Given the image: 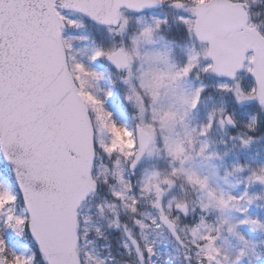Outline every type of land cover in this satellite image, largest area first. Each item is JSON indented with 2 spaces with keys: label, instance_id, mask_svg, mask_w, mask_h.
<instances>
[{
  "label": "snow or ice",
  "instance_id": "snow-or-ice-1",
  "mask_svg": "<svg viewBox=\"0 0 264 264\" xmlns=\"http://www.w3.org/2000/svg\"><path fill=\"white\" fill-rule=\"evenodd\" d=\"M253 2L0 0V160L11 175L0 176V264H112L88 248L89 232L102 234L80 212L93 198L109 227L122 229L131 264H156L157 230L183 264L262 255L239 227L264 231L249 214L260 197L248 192L264 186V163L225 168V183L246 172L238 195L194 167L226 155L209 143L216 129L241 148L264 134V28ZM89 23L98 38L81 58L74 43L89 39L79 34ZM214 95L233 106L204 109ZM231 210L240 218L223 215ZM224 231L242 242L232 255L216 243Z\"/></svg>",
  "mask_w": 264,
  "mask_h": 264
},
{
  "label": "rangeland",
  "instance_id": "rangeland-1",
  "mask_svg": "<svg viewBox=\"0 0 264 264\" xmlns=\"http://www.w3.org/2000/svg\"><path fill=\"white\" fill-rule=\"evenodd\" d=\"M256 9L258 6H261L260 11V19H259V26L264 28V0H254L251 4ZM71 15V13H69ZM140 14V13H138ZM133 14V15H138ZM144 15L149 14H156L162 15L163 13L155 10H149L147 12L142 13ZM99 30L95 28V26L86 25L85 27L79 29L80 35H86L89 37L88 40H81L79 42L74 43L75 49H80V52H77L78 56L84 58L81 54L86 52V46H90L91 41L93 39H97V32ZM182 31V30H181ZM174 59L179 62L183 56V46L178 42L177 44L173 45V53ZM98 68L103 69V64H98ZM107 81L101 82V87L106 86ZM221 100H224L225 103L232 107L231 98L230 97H219L213 96L212 100H209L205 103L204 109L210 107L213 103H220ZM202 109L201 111L203 112ZM238 116L244 118L246 115L242 110L237 111ZM200 113L196 114V118H200ZM231 132H235V129H232ZM259 136L258 139L254 140L249 146L245 148H241L238 146L237 142L228 140V135L220 130L216 129L210 134L209 143L212 148L213 147V140L214 143L219 142L220 145L217 148H221L224 146L227 151L225 157H228V161H223L221 158H212L208 160L204 159H197L194 162V167L199 172V174L203 176H207L209 179V183L213 187L223 188L226 189L233 194H239L241 191L244 190V183H243V176L245 173H238L235 175H228L226 177L229 183H225V168H231V164L233 162H240V163H247L249 165L255 166L260 163H264V134L257 133ZM213 138V140H212ZM225 141L222 143L221 141ZM236 144V146H233ZM218 152V151H217ZM223 157V160L226 158ZM0 176H6L9 180L11 179L10 173L8 172L7 165L1 160L0 161ZM4 163V164H3ZM237 180H240V183H237ZM103 190V188L101 187ZM249 194H258L259 199L255 201L252 205L249 206V214L252 216H258L262 220H264V186L259 184H253L248 187ZM142 210L148 214H154V210L147 206H141ZM80 212L83 216H89L90 224L101 229V235L97 236L94 231H90L87 237L91 243L88 245L89 250H93L100 258H105L108 256L113 257L112 264H131L128 256L125 254V250L123 248V241L126 237L122 233L121 228L116 227H109L108 225V218L111 214H107L105 217L99 216L96 213V209L94 207V201L91 203L85 202ZM120 217L126 215L123 210H120L119 213ZM219 215L214 210H210L208 213V219L211 220L213 223L215 222V216ZM223 215L229 217L231 220H236L240 218V213L236 212L235 210L226 211ZM129 227L132 229L133 233L137 232V228L135 225L131 223L129 220L128 222ZM239 231L243 233L245 238L256 245V251L260 252L262 255L259 258H255L250 253V258L245 260V264H264V231H252L249 229L248 226H240ZM150 239H154L158 242L156 247V252L158 255L153 256V260L156 261V264H183V253L179 250L178 246L175 244L173 240H171L166 231H154L150 234ZM222 249L227 252L229 255L234 254V252L242 246V242L238 240L235 236L229 234L227 231L221 233L220 238L216 241Z\"/></svg>",
  "mask_w": 264,
  "mask_h": 264
},
{
  "label": "trees",
  "instance_id": "trees-1",
  "mask_svg": "<svg viewBox=\"0 0 264 264\" xmlns=\"http://www.w3.org/2000/svg\"><path fill=\"white\" fill-rule=\"evenodd\" d=\"M251 14H252L251 18H252L253 22L257 24L259 17H260V14L255 10L252 11Z\"/></svg>",
  "mask_w": 264,
  "mask_h": 264
}]
</instances>
